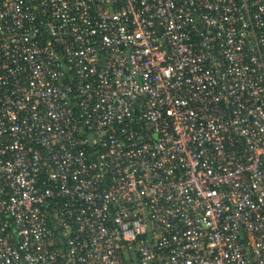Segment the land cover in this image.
<instances>
[{"label": "built area", "instance_id": "obj_1", "mask_svg": "<svg viewBox=\"0 0 264 264\" xmlns=\"http://www.w3.org/2000/svg\"><path fill=\"white\" fill-rule=\"evenodd\" d=\"M0 264H264V0H0Z\"/></svg>", "mask_w": 264, "mask_h": 264}]
</instances>
